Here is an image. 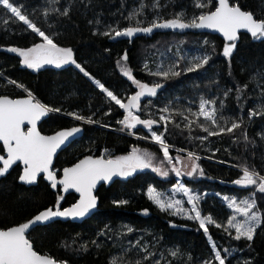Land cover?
<instances>
[{"label":"trees","instance_id":"1","mask_svg":"<svg viewBox=\"0 0 264 264\" xmlns=\"http://www.w3.org/2000/svg\"><path fill=\"white\" fill-rule=\"evenodd\" d=\"M204 3L205 0H15L22 14L58 46L71 48L80 66L123 102L138 88L123 74L121 65L135 80L161 85L155 96L141 99L138 114L141 119L156 120L154 128L170 154L178 149L182 154L198 155L200 175L184 178L183 183L201 195L198 210L214 222L206 225L205 232L197 220L162 211L146 190H168L175 178H161L143 169L100 185L95 191L97 205L81 223L54 221L34 227L27 238L35 251L67 264H219L214 260L215 244L225 264H264V222L256 228L251 241L235 239L234 229L225 231L232 210L223 200L254 199V210L264 220V193L255 186L234 183L244 168L264 176V38L240 33L234 42L226 43L216 35L197 33L194 28H155L151 33L139 32L132 37L115 36L116 31L128 27H149L153 22L177 17L187 22L216 6L215 0H206V6L197 7ZM230 3L264 20V0ZM39 40L37 33L0 5V95L17 97L28 92L40 103L59 109L43 121V132L74 124L83 126L82 136L55 158L57 173L85 155L114 159L134 147L160 151L158 145L148 141L146 128H125L123 132L119 121L127 113L77 68L49 65L29 69L20 64L17 55L5 50L10 46L28 48ZM229 44L235 47L225 57L223 50ZM188 51L205 52L207 62L200 60L199 68L188 71L183 60ZM163 54L174 57L178 75L169 73L165 78L152 74L157 72L149 67V61L156 64ZM201 99L216 102L209 107L216 109L223 127H230L232 122L240 126L231 133H205L202 125L215 126L191 115L198 111ZM170 102L173 106L165 108L168 115L162 110L168 118L166 123L156 114ZM77 115L85 119L77 120ZM89 117L92 123L86 122ZM19 173L16 165L0 178V228L24 222L50 206L70 205L76 199L72 193L54 191L41 177L36 185H22L17 181Z\"/></svg>","mask_w":264,"mask_h":264},{"label":"snow or ice","instance_id":"2","mask_svg":"<svg viewBox=\"0 0 264 264\" xmlns=\"http://www.w3.org/2000/svg\"><path fill=\"white\" fill-rule=\"evenodd\" d=\"M217 4L218 6L215 7L214 11L201 13L187 22L182 17H177L176 19L164 22H153L149 27H128L123 31H116L115 36L132 37L135 33L139 32L151 33L155 28H197L216 30L222 33L227 41H235L238 31L242 29L249 32L253 38H264V20L255 19L253 14L241 10L238 5H230V0H217ZM0 5L14 17H18L19 21H22L28 28L42 38V42L36 43L27 49H18L15 47L10 49L22 57L23 65H26L29 69H39L44 65L60 67L68 63L76 64L73 58V50L71 48L60 47L54 43L53 39L49 35H46L36 24L31 22L27 15L22 14L21 7L15 6V0H0ZM204 6H206V0L204 4L197 5V7ZM105 34L107 35L108 33ZM234 47V44L226 45L223 50L224 56H230ZM124 59H126V56ZM206 62L207 60L204 59L203 63ZM200 66L201 63L197 62L195 67H190L188 71H194ZM76 67L80 68V71L84 75H89L79 64H76ZM121 71L139 89L134 95L130 96L127 103L123 102L117 95H114L112 91L105 88L99 81H96V83L119 108L127 113L119 123L129 129H134L138 125H144L151 129L155 121L141 119L139 115L134 114V110L139 111L141 108V98L155 96L161 85L149 86L147 83H141L135 80L125 65H121ZM170 72L173 75L179 74L172 68H169L167 71L161 70L152 74L166 78ZM215 103V101L201 99L198 112H193L191 115L202 117L205 121L210 122L212 126H215L212 128L202 125L203 131L208 135H219L225 131L231 133L240 125L232 122L230 127L225 128L221 126L217 118L216 109L209 107ZM53 110L59 111V109H52L38 101L34 102L31 93L25 99L0 97V142H2L3 150L6 153V156L0 155V164H2V167H0V176L4 175L17 162H22L24 168L23 174L19 177L21 181L31 184L37 179L38 174L46 173L47 179L52 181L51 186L53 188H56L58 183L63 186L64 191L75 189L80 194L79 201L69 208L63 210L59 206L55 210L49 208L36 215L33 221L22 223L6 230H0V264H56L53 259L38 254L26 238V230L30 228L31 224L48 221L53 217H84L96 207V197L93 195V189L99 181H110L114 176L126 177L137 169L147 168H152L162 176H168L169 172L162 165L164 161L169 165H173L174 163L173 157L170 156L169 149L164 144L162 136L157 135L156 132H152V139L162 146L164 161H161L160 165H154V154L146 150L141 151L134 147L128 155L117 156L114 159H106L103 156L99 158L86 156L74 166L63 169V177L57 180L54 172L50 168L53 156L61 145L81 129L73 127L70 130H61L51 136L41 135L37 131V121ZM163 111H168V109H164ZM75 118L77 120L85 119L80 115L75 116ZM159 119L166 123L168 120L165 116H160ZM184 119L187 120V117ZM86 122L92 123L93 120L89 117ZM188 123L190 125L192 121H188ZM25 124L30 126L26 131L24 130ZM197 159L198 157H195L193 153L188 154V161L190 163L184 164V167L190 168V170L184 174L192 176L198 171ZM175 161L181 162L180 157H176ZM171 170L177 176L182 174L181 170L175 166ZM234 183L245 187L255 186L259 192L264 193V176L259 175L254 170L250 171L248 168H244L241 178L234 181ZM176 191L184 193L187 196V202L192 205L189 213H194V215L188 214L187 218L199 221L200 228L207 232L208 228L206 225L214 222L211 217H201V212L197 207L200 197L191 194L183 185H180ZM148 197L162 211L171 210L174 215L184 213L180 200H165L162 198L161 193L153 188L148 189ZM119 203H126V201H120ZM228 207L233 209L235 213H238L242 219L238 220L235 215L232 216L227 221L228 228L225 231L234 229L235 239L245 238L251 241L256 228L264 222L262 217L254 210L256 207L255 200H246L239 203L232 200L228 204ZM216 227H221V225L216 224ZM128 231H132V229L129 228ZM229 234L231 235V232ZM212 248L215 249L216 245L212 244ZM214 260L218 261L219 264H225V259L219 250L214 251ZM113 264H116V262L113 261ZM205 264H213V262L208 261Z\"/></svg>","mask_w":264,"mask_h":264},{"label":"rangeland","instance_id":"3","mask_svg":"<svg viewBox=\"0 0 264 264\" xmlns=\"http://www.w3.org/2000/svg\"><path fill=\"white\" fill-rule=\"evenodd\" d=\"M40 42H42V38L40 37V40L37 42V43H40ZM33 46V45H32ZM32 46H30V47H32ZM61 47V46H60ZM11 48H13L12 46H10V47H6L5 48V50L7 51V52H9V53H12V54H15V55H17L19 58H20V64L22 65V66H24V67H27L26 65H23L22 64V57H20L19 55H18V53H14V52H12L10 49ZM15 48H17V47H15ZM29 48V47H28ZM65 48H67V47H65ZM18 49H27V48H18ZM206 56H207V54L205 53V52H202V51H188V52H186V54L185 55H183V60H184V64H185V67H186V69H189L190 67H195V64L197 63V62H199L200 60H204L205 58H206ZM74 58V57H73ZM75 60V59H74ZM76 61V60H75ZM76 64H79L77 61H76ZM76 64H72V63H68V64H64V65H61L60 67H56L55 65H51V66H53L54 68H57V69H59V68H62V67H65V66H73V67H75V68H77L76 67ZM149 64H152V65H149V67H152V70H154V71H156V72H159V71H161V70H164V71H167L169 68H172V69H174L175 70V59H174V57H172V56H169V55H167V54H163V56L162 57H160L159 58V62H157L156 64L153 62V61H149ZM80 65V64H79ZM79 71H80V68H77ZM81 72V71H80ZM81 73H83V72H81ZM171 73V72H170ZM84 74V73H83ZM86 76V75H85ZM87 77L95 84V86L97 87V88H99L100 90H101V88L99 87V85L96 83V81L97 80H95L92 76H90V75H87ZM149 86H154V85H149ZM139 90V89H138ZM102 92H104L103 90H101ZM105 94H106V92H104ZM106 96H107V94H106ZM108 97V96H107ZM148 96H145V97H142L141 99H143V98H147ZM128 101V100H127ZM127 101H126V103H127ZM191 102V101H190ZM189 102V103H190ZM170 104V105H169ZM169 105V106H168ZM191 105H192V102H191ZM173 105H171V102L170 103H168L166 106H163L162 108H159V110L161 111L160 113H158V114H156L158 117H160V116H165V115H168V111H165V115L164 114H162V110H164L166 107H172ZM140 110H141V108H140ZM139 110V111H140ZM139 111H136V110H134V114H136V115H139L138 114V112ZM188 111V110H187ZM189 112V111H188ZM194 112H198V111H194ZM153 121H155V123L152 125V127H151V129H149L148 127H145L144 125H138V126H142V127H144V128H146L147 129V132L150 134V138L148 139V141H150V142H152V143H154V144H156V145H158L159 147H160V151L159 152H153V151H151V150H149V149H147V148H138V149H140L141 151H144V150H146V151H148L149 153H152V154H154V157H155V159H154V165H160V162L161 161H164V158H163V151H162V146H161V144H159V143H157V142H155L153 139H152V132H156V134L157 135H159L158 133H157V131H156V129L154 128V125H157L156 124V120H153ZM221 125V124H220ZM222 126V125H221ZM125 126L123 125V127H121V130L124 132V130H125ZM130 134H132L131 132H130ZM168 147V146H167ZM177 151V153H174V154H170V156L171 157H173V165H169V164H167V162L166 161H164V163H163V168L165 169V170H167L168 172H169V174H168V176H162V175H160L158 172H156V171H154L152 168H147L148 170H152V171H154L159 177H161V178H167V177H174L175 178V184L172 186V187H170L168 190H165V191H158V190H156L157 192H159V193H161V195H162V198L163 199H165V200H180L181 202H182V207H183V209H184V213L183 214H172V211L171 210H168V212H170V214H172V215H174V216H178V217H180V218H186V219H188L187 218V215L188 214H192V215H194V213H189V210L191 209V207H192V205L191 204H189L188 202H187V196H185L184 195V193H182V192H178V191H176V189L180 186V185H183L185 188H187L189 191H190V193L191 194H194V195H197V193L196 192H194V191H192L191 189H189L187 186H185V184L183 183V179L184 178H189V177H198L199 175H200V171H199V168H198V171L196 172V173H194L192 176H188V175H186V174H184V173H186L187 171H189L190 170V168H185L184 167V164H186V163H190L189 161H188V154L189 153H191V152H186V153H184V154H182V152L180 151V150H176ZM131 151H129V152H127L126 154H124V155H128L129 153H130ZM194 154V153H193ZM124 155H117V156H124ZM117 156H115V157H117ZM194 156L195 157H198V155L197 154H194ZM114 157V158H115ZM176 157H180V160H181V162H176L175 161V158ZM196 164H197V160H196ZM198 165V164H197ZM173 166H175L176 168H179L180 170H181V175L180 176H177L176 174H175V172H173L171 169H172V167ZM138 170H143V169H137L136 171H138ZM134 173V172H133ZM122 177H125V176H122ZM151 188V187H150ZM149 189V188H148ZM148 189L146 190V195L148 196ZM197 196H199L200 198H201V195H197ZM223 200H224V202L228 205L232 200H235V201H237L238 203L239 202H241V201H246V199H242V200H237V199H234V198H230V199H228V198H225V197H223ZM232 210V216H236V218L238 219V220H240V219H242V217H240L239 216V214L238 213H235L234 212V210L233 209H231ZM201 217L202 218H205V216H202L201 215ZM199 222V221H198ZM214 251H216L215 249H214Z\"/></svg>","mask_w":264,"mask_h":264},{"label":"water","instance_id":"4","mask_svg":"<svg viewBox=\"0 0 264 264\" xmlns=\"http://www.w3.org/2000/svg\"><path fill=\"white\" fill-rule=\"evenodd\" d=\"M215 2H216V6H218V4H217V0H215ZM230 5H232V4L230 3ZM216 6H215V7H216ZM214 9H215V8H214ZM214 9H213L212 11H214ZM241 10H243V9H241ZM243 11H245V10H243ZM245 12H248V11H245ZM249 13H250V12H249ZM251 14H252V13H251ZM253 16H254V15H253ZM254 18H255V17H254ZM255 19H257V18H255ZM257 20H261V19H257ZM194 29H195V31H196L197 33H206V34L216 35V36H218L220 39H222V40H223L224 42H226V43H232V42H234V41H227L226 38L223 36V34L220 33V32H218V31H216V30H212V29H197V28H194ZM240 33H245V34H248V35L251 36V34H250L249 32H247L246 30H243V29H242V30H239V31H238V33H237V37L239 36ZM44 66H49V65H44ZM28 94H29L28 92H25V94L22 95V96L11 97V96H7V95H0V97H8V98H11V99H25V98H28ZM32 98H33L34 102L37 101L33 96H32ZM38 102H39V101H38ZM51 112H53V111H51ZM51 112L47 113L45 116L41 117V118L37 121V131H39V128H38L39 123H40L43 119L47 118ZM28 127H30V126L27 125V124H25V126H24V130L27 129ZM73 127H78V128H80L81 130H80L78 133H75L73 137L69 138V139H68L63 145H61V147H60L59 149H57L56 153H55L54 156H53L52 164H51V166H50V168H51L52 171H53L54 160H55V157H56V155L58 154V152H60V151H61V150H62V149H63V148H64V147L70 142V141H72V140H74V139H76V138L81 137L82 134H83V126H82V125H77V126H73ZM73 127L63 128V129H60V130H58V131H56V132H54V133H52V134H43V133H41L40 131H39V132L41 133V135L51 136V135H54V134H56L57 132H59V131H61V130H70V129L73 128ZM0 146H1V148H2V152L0 151V155H5V156H6V153H5L4 150H3L2 142H0ZM86 156H90V155H86ZM86 156L82 157L81 159L85 158ZM92 157H93V158H99V157H101V156H92ZM81 159H79L78 161H76L74 164H72V165L69 166V167L74 166V165H75L76 163H78ZM17 164H19L20 167H21V172H20V174H19V176H18V179H17L18 183H20V184H24V185H26V186H31V185H35V184L37 183V180H38L39 177H42L43 180H44L47 184L52 185V181H50L49 179H47V174H46V173H40V174H38L37 179H36L33 183H31V184H29V183H25V182L21 181V180L19 179V177L23 174V168H24V165H23L22 162H17V163L14 164L12 167H14V166L17 165ZM0 167H2V164H0ZM12 167H11V168H12ZM69 167H67V168H69ZM11 168H9V170H8L4 175L0 176V178L4 177L6 174H8L9 171L11 170ZM53 172H54V171H53ZM54 174H55V172H54ZM55 176H56V174H55ZM62 177H63V171H62L60 177H57V176H56L57 180L61 179ZM119 177H120V176H114L110 181H99V182L96 184V187L93 189V195L95 196V191L97 190V188H98L100 185H102V184H104V183H109V182H111V181H113L114 179L119 178ZM58 185H59V184L57 183V186H58ZM59 186L63 187L62 185H59ZM69 191H72V192L77 196V199H76L75 202H73L71 205H68V206H65V207H60V206H59V208H60L61 210L66 209V208H69V207L73 206L74 204H76V203L79 201L80 194L77 193V192L75 191V189H69ZM95 197H96V196H95ZM96 205H97V199H96ZM57 206H58V205H56V206H50V207H47V208H45V209H42V210H40L39 212H37L36 214H34L32 217H30L29 219H27L26 221L21 222V223L16 224V225H12V226H10V227H8V228H11V227H13V226H18V225H20V224H22V223H27V222L33 221L34 218H35V216L38 215L40 212H42V211H44V210H47V209H49V208L55 210ZM93 210H94V209H92V210H91L88 214H86L84 217H77V218H72V217H53V218H50L48 221H44V222H36V223H34V224H31V225H30V228L26 230V238H27L28 233H29L34 227H36V226H40V225H46V224H49V223L54 222V221H62V222L71 221V222H73V223H81L82 221L86 220L89 216H91V214L93 213ZM8 228H5V229L0 228V230H6V229H8ZM27 239H28V238H27ZM28 240H29V239H28ZM30 243H31V242H30ZM31 244H32V243H31ZM37 253L40 254V255H43V256H46V257H49V258L53 259V258L50 257L49 255L42 254V253H39V252H37ZM53 260L56 262V264H67V263H65V262H63V261H58V260H55V259H53Z\"/></svg>","mask_w":264,"mask_h":264},{"label":"flooded vegetation","instance_id":"5","mask_svg":"<svg viewBox=\"0 0 264 264\" xmlns=\"http://www.w3.org/2000/svg\"><path fill=\"white\" fill-rule=\"evenodd\" d=\"M50 115V114H49ZM48 118V117H47ZM47 118H45V119H47ZM45 119H43L40 123H39V125H38V128H39V131L41 132V133H43V134H52V133H54V132H56V131H58V130H60V129H63V128H69V127H73V126H77V125H80V124H74V125H72V126H69V127H62V128H58V129H55V130H51V131H49V132H43L42 130H41V124L43 123V121L45 120ZM27 129H25V131H26ZM80 138V137H79ZM79 138H76V139H74V140H72V141H70L60 152H58V154L59 153H61L67 146H69L72 142H74V141H76V140H78ZM0 151L2 152V148H1V146H0ZM57 154V155H58ZM57 155H56V157H57ZM86 156V155H85ZM55 157V158H56ZM82 157H84V156H82ZM82 157H79L77 160H75L72 164H74L76 161H78L79 159H81ZM54 162H55V160H54ZM72 164H70V165H68V166H65V167H63V168H61V170L57 173V171L54 169V164H53V171L55 172V174H56V176L57 177H60V175H61V173H62V171H63V169H65V168H67V167H69V166H71ZM17 165H19V164H17ZM16 166V165H15ZM19 167H20V165H19ZM13 168V167H12ZM11 168V169H12ZM20 172H21V167H20ZM20 174V173H19ZM40 178V177H39ZM38 178V179H39ZM42 178V177H41ZM43 179V178H42ZM38 181V180H37ZM37 184V183H36ZM35 184V185H36ZM22 185H24V184H22ZM48 185H50V184H48ZM26 186V185H25ZM31 186H33V185H31ZM50 187L54 190V191H57V190H59L62 194H64V195H66V194H70V193H72L73 195H75L72 191H69V190H67V191H64V189H63V187H61V186H57L56 188H53L51 185H50ZM75 197H76V199H77V196L75 195ZM75 199V200H76ZM75 202V201H74ZM71 205V204H70ZM58 206H60V205H58ZM68 206V205H67ZM60 207H62V206H60ZM63 207H65V206H63ZM8 228V227H7ZM3 229H5V228H3Z\"/></svg>","mask_w":264,"mask_h":264}]
</instances>
